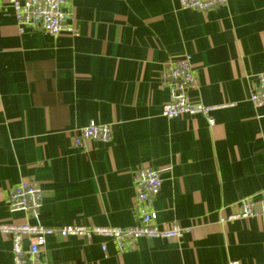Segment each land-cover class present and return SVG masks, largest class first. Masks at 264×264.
<instances>
[{
	"label": "crops",
	"instance_id": "1",
	"mask_svg": "<svg viewBox=\"0 0 264 264\" xmlns=\"http://www.w3.org/2000/svg\"><path fill=\"white\" fill-rule=\"evenodd\" d=\"M65 8L71 30L20 32L0 1V223L33 222L7 204L8 190L31 180L42 190L41 224L133 226V173L148 166L162 178L157 223L179 224V238L139 237L119 252L100 234L51 235L37 263L264 264V212L221 222L264 188V105L248 100L264 71V0L205 12L178 0H67ZM186 54L190 100L227 104L211 111L212 125L202 114L161 115L162 69ZM90 121L108 124L111 139L75 146ZM0 264H12L4 234Z\"/></svg>",
	"mask_w": 264,
	"mask_h": 264
},
{
	"label": "built area",
	"instance_id": "2",
	"mask_svg": "<svg viewBox=\"0 0 264 264\" xmlns=\"http://www.w3.org/2000/svg\"><path fill=\"white\" fill-rule=\"evenodd\" d=\"M226 1L178 0V4L183 9L205 12L224 5ZM8 3L13 9L20 32L29 29L57 35L62 30H71L66 23L67 0H8ZM161 82L168 89V100L161 108V115L167 118H177L183 114H202L208 124L212 125L214 119L211 111L227 105L209 106L190 100L188 89L194 86L195 76L189 54L177 61L166 63L161 72ZM248 100L255 107L264 105V71L255 74V84ZM111 136V128L108 124L90 121L78 129L73 137V144L81 146L86 139L107 142ZM133 185L136 190L134 208L138 223L127 227H96L79 224L46 226L38 221L42 204V190L39 184L31 180H22L12 186L7 195L9 209L22 211L28 218L33 219V222L26 220L19 224L0 223V234L10 238L12 264H38L36 258L43 249L45 238L51 235L87 237L100 234L111 239L119 252L133 248L134 241L139 237L179 238L185 230L179 224L173 222L169 226L161 227L157 223V210L152 204L162 185L160 171L148 166L136 168L133 173ZM257 206H260V210H257ZM259 212H264V188L256 194L239 199L236 202V209L222 217L221 222L253 217ZM25 236L31 237L26 248L23 245ZM102 249L105 250V245H102ZM229 264H237V262L233 260Z\"/></svg>",
	"mask_w": 264,
	"mask_h": 264
}]
</instances>
